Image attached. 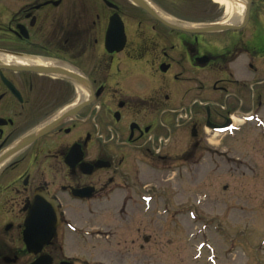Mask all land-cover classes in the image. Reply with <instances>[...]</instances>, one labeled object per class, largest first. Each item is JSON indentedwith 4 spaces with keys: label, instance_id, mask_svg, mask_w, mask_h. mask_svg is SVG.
<instances>
[{
    "label": "flooded vegetation",
    "instance_id": "1",
    "mask_svg": "<svg viewBox=\"0 0 264 264\" xmlns=\"http://www.w3.org/2000/svg\"><path fill=\"white\" fill-rule=\"evenodd\" d=\"M178 138L197 163L264 155V0H0V264H89L58 253L67 212L95 216L114 198L124 220L131 203L169 196L127 175L158 172ZM235 160L262 181L264 157ZM37 195L60 219L34 255L23 232Z\"/></svg>",
    "mask_w": 264,
    "mask_h": 264
},
{
    "label": "rangeland",
    "instance_id": "2",
    "mask_svg": "<svg viewBox=\"0 0 264 264\" xmlns=\"http://www.w3.org/2000/svg\"><path fill=\"white\" fill-rule=\"evenodd\" d=\"M163 121L176 139L179 131L172 119ZM218 151L197 163L200 155L186 157L191 150L178 138L174 157L161 159L158 172L143 165L137 176L129 173L130 183H135L132 177L144 183L156 180L173 195L131 203L124 220L114 198L99 206L95 216L86 205H73L57 236L63 248L59 255L85 258L89 264H264V171L258 184L250 171L234 164L236 158L250 163L264 155L238 149L227 151L225 160ZM172 162L174 172L169 170ZM94 227L111 235L93 237L89 232Z\"/></svg>",
    "mask_w": 264,
    "mask_h": 264
},
{
    "label": "water",
    "instance_id": "3",
    "mask_svg": "<svg viewBox=\"0 0 264 264\" xmlns=\"http://www.w3.org/2000/svg\"><path fill=\"white\" fill-rule=\"evenodd\" d=\"M220 28V26H208L204 30ZM57 223L58 211L56 203L43 200L38 195L35 196L24 220L23 242L28 252L37 254L44 245L49 244L55 236ZM30 264H51V258L47 255H41Z\"/></svg>",
    "mask_w": 264,
    "mask_h": 264
},
{
    "label": "bare ground",
    "instance_id": "4",
    "mask_svg": "<svg viewBox=\"0 0 264 264\" xmlns=\"http://www.w3.org/2000/svg\"><path fill=\"white\" fill-rule=\"evenodd\" d=\"M158 14H160V16L162 17V18H164L165 20H171L170 18H169V16H167L166 14H164V13H162V12H159L158 11Z\"/></svg>",
    "mask_w": 264,
    "mask_h": 264
}]
</instances>
